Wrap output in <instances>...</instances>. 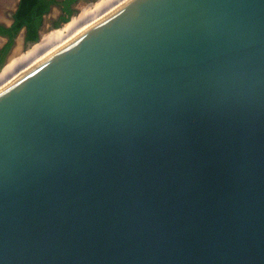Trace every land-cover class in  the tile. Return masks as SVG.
Returning a JSON list of instances; mask_svg holds the SVG:
<instances>
[{"label": "water", "instance_id": "95a60500", "mask_svg": "<svg viewBox=\"0 0 264 264\" xmlns=\"http://www.w3.org/2000/svg\"><path fill=\"white\" fill-rule=\"evenodd\" d=\"M0 264H264V0H125L1 86Z\"/></svg>", "mask_w": 264, "mask_h": 264}, {"label": "rangeland", "instance_id": "374dc122", "mask_svg": "<svg viewBox=\"0 0 264 264\" xmlns=\"http://www.w3.org/2000/svg\"><path fill=\"white\" fill-rule=\"evenodd\" d=\"M99 1L100 0H77L74 3L76 11L69 17V21L67 20L68 22L65 21V23L61 22L60 25L56 27L51 25L50 20L58 14L59 9L51 8L48 13L44 14L43 23L40 28V36L35 42L37 43L41 39L43 40L44 43L38 45L39 47L36 46L32 48L31 46L35 43L25 41L23 37L24 30H20L15 36L14 43L6 55L3 65L0 66V71L3 69L0 74V81H3L2 84L9 82L12 78L21 73V71L33 61L32 58L35 56H37L36 58L42 57L60 44V42L72 36L73 33L77 32L92 18L105 12L107 9L112 10L116 4L122 0ZM16 3L17 0H0V21L7 22L10 20V14ZM1 42L2 39L0 38V43ZM8 62L10 63L8 64Z\"/></svg>", "mask_w": 264, "mask_h": 264}, {"label": "trees", "instance_id": "16d2710c", "mask_svg": "<svg viewBox=\"0 0 264 264\" xmlns=\"http://www.w3.org/2000/svg\"><path fill=\"white\" fill-rule=\"evenodd\" d=\"M77 0H17L12 12L11 22L5 24L0 22V34L7 37L5 43L0 47V66L3 65L6 55L11 49L15 36L20 30H24L25 41H36L40 36V28L43 23L44 14L51 10L53 5L58 6L62 14L53 22V26L61 22H68L69 17L76 11L74 3ZM68 20V21H67Z\"/></svg>", "mask_w": 264, "mask_h": 264}, {"label": "bare ground", "instance_id": "6f19581e", "mask_svg": "<svg viewBox=\"0 0 264 264\" xmlns=\"http://www.w3.org/2000/svg\"><path fill=\"white\" fill-rule=\"evenodd\" d=\"M125 0H122V1H120L119 3H117L116 4V6L115 7H117L118 5H120L122 2H124ZM113 7V6H112ZM114 7V8H115ZM113 8V9H114ZM108 10V9H107ZM105 11V12H102L101 14H99L98 16H96V17H94V18H92L88 23H86V24H84L77 32H75V33H73V35L72 36H69L67 39H65L64 41H62V42H60V44H58L56 47H54L53 49H51L50 51H52V50H54L55 48H57L58 46H60L61 44H63L64 42H66L67 40H69L71 37H73L74 35H76L78 32H80L81 30H83L84 28H86V27H88L91 23H93L94 21H96L97 19H99L100 17H102L103 15H105V14H107L108 12H110L111 10H108V11ZM66 33V32H65ZM35 43V42H34ZM42 43H44L43 42V40L41 39L39 42H37V43H35V44H33L31 47L33 48H35L36 46H38V45H40V44H42ZM39 47V46H38ZM49 51V52H50ZM49 52H47L46 54H48ZM46 54H44L43 56H45ZM42 56V57H43ZM41 57H39V58H34L33 59V61H31V63L27 66V67H29L31 64H33L34 62H36L37 60H39ZM26 67V68H27ZM26 68H24L22 71H24ZM21 71V72H22ZM13 79V78H12ZM6 83H8V82H6ZM6 83H4V84H6ZM4 84H1L0 85V87L1 86H3Z\"/></svg>", "mask_w": 264, "mask_h": 264}, {"label": "crops", "instance_id": "0c3cea01", "mask_svg": "<svg viewBox=\"0 0 264 264\" xmlns=\"http://www.w3.org/2000/svg\"><path fill=\"white\" fill-rule=\"evenodd\" d=\"M15 8V7H14ZM51 8H57V9H59L57 6H55V5H53ZM14 10V9H13ZM13 12V11H12ZM11 16H12V13L10 14V20L9 21H7V22H2V21H0V22H2V23H5V24H9L10 22H11ZM66 25V24H65ZM64 25V26H65ZM63 26V27H64ZM58 30V29H57ZM0 38L2 39V42L0 43V47L5 43V41L7 40V37L6 36H4V35H2V34H0ZM37 56H35L34 58H36ZM34 58H32V59H34ZM31 59V60H32ZM10 61H11V59H10ZM10 62H8V64H9ZM8 66V65H7ZM6 68V67H5ZM3 70V69H2ZM2 70L0 71V74L2 73ZM3 83V81H0V85Z\"/></svg>", "mask_w": 264, "mask_h": 264}, {"label": "flooded vegetation", "instance_id": "af4514ba", "mask_svg": "<svg viewBox=\"0 0 264 264\" xmlns=\"http://www.w3.org/2000/svg\"><path fill=\"white\" fill-rule=\"evenodd\" d=\"M101 1V0H100ZM99 1V2H100ZM106 3V2H105ZM56 6V5H55ZM58 7V6H57ZM59 8V7H58ZM62 14V11H61V9L59 8V12H58V14L55 16V17H53V19H51L50 21H51V25H53V22L56 20V19H58L59 18V16ZM55 27V26H54Z\"/></svg>", "mask_w": 264, "mask_h": 264}]
</instances>
